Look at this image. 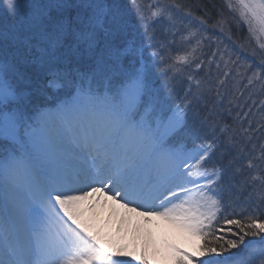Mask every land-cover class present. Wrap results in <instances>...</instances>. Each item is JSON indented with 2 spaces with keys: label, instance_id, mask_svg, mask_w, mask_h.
Masks as SVG:
<instances>
[{
  "label": "snow or ice",
  "instance_id": "6c2138e0",
  "mask_svg": "<svg viewBox=\"0 0 264 264\" xmlns=\"http://www.w3.org/2000/svg\"><path fill=\"white\" fill-rule=\"evenodd\" d=\"M187 7L0 0L13 21L0 25V264H149L86 216L101 196L199 238L206 258L169 246L175 264H264V0H224L255 41L243 63L223 11L196 17L191 52L166 55L149 29ZM178 65L209 71L178 90ZM230 83L239 130L199 108Z\"/></svg>",
  "mask_w": 264,
  "mask_h": 264
},
{
  "label": "trees",
  "instance_id": "16d2710c",
  "mask_svg": "<svg viewBox=\"0 0 264 264\" xmlns=\"http://www.w3.org/2000/svg\"><path fill=\"white\" fill-rule=\"evenodd\" d=\"M166 1H168V3L171 5L173 4V0H166ZM176 2L183 4V5H187L188 7L184 11H180L179 9H172L174 18H177L175 16L180 15L181 18L187 17V19L179 20L177 23L175 22V25H173L172 22H166L164 24L162 23L160 25L155 23L152 25L149 31L152 32L154 29L156 40H159L158 38L160 39L165 38L167 35L174 37L175 40L173 42L181 41V46L186 47V53H188V52H191L190 50L192 48V45L195 44V41L192 40V43L189 44L186 41L182 40L181 37L187 36L188 32L196 30V27L198 25V21L196 20V17L203 15L204 11L209 12L211 16V22H215V20L219 19L220 17L218 13H219V9L222 7V4L219 0H176ZM189 9L193 13L192 16H187V12ZM145 12L147 14L146 9H145ZM12 22L13 21L11 17H5L4 19L0 20V25L7 26V25H10ZM186 25L188 27H185ZM230 27H231L230 35L232 36V40L235 42V46L233 47V45L229 42V47L233 48V50L238 55H241L242 63L244 61L251 62L253 60V57L251 56V51L250 50L247 52L242 51L240 49V45L243 44L245 45V47H248L249 44H251V46L254 47L255 44L252 42V40L249 41L248 34L245 32V29L243 28V26L238 27V26H235L234 23H230ZM177 29L180 32H177L175 35H173L172 31H177ZM215 32L219 33V29H215ZM206 35H211V32L206 33ZM220 38L225 39L224 36H221ZM205 43L207 44L208 42L206 41ZM211 43H212V50H215V47H216L215 38H213ZM205 50L207 51L208 49L205 48ZM168 56L175 57L172 53ZM191 69H195L194 65L191 66ZM240 70L241 72H243L244 68H241ZM208 71L209 70L207 68L203 70H196V72H199L196 78L197 79L206 78L205 74L208 73ZM178 75L179 74H177L176 77H178ZM215 75H216L215 67L213 66V69L211 72L212 79L209 81V85H208L209 87H211L212 83H214ZM243 83H246V81H244ZM241 89L244 90L243 87H241ZM233 91L234 89L232 88L231 83L228 86L227 93H225L223 89L221 90L222 95H224L225 97L223 102H221L216 97L215 91L208 93L206 97L203 98L199 103V108L201 109V118L207 116L210 122L216 123L220 127H229V128H235L239 130L240 121L243 120L244 117L240 116L238 118L237 113L240 112V108L237 107L236 104L234 103L229 104V101L232 99ZM181 95H182V92H181ZM235 95L239 96V93L237 92L235 93ZM244 111H247V109L245 108ZM253 111H256L255 107H253ZM247 126H248L247 123H245L244 127L247 128ZM237 138L240 139L241 144H243V133L242 132H239V136ZM242 179H243L242 176L238 177V180H242ZM217 235H223V234L218 232ZM225 238L227 239L231 237L226 236ZM246 239H251V237L246 238Z\"/></svg>",
  "mask_w": 264,
  "mask_h": 264
},
{
  "label": "bare ground",
  "instance_id": "6f19581e",
  "mask_svg": "<svg viewBox=\"0 0 264 264\" xmlns=\"http://www.w3.org/2000/svg\"><path fill=\"white\" fill-rule=\"evenodd\" d=\"M86 216L92 220L105 239L124 245L130 244L127 251L134 256L138 253L144 254L145 251L153 258L166 261L172 258L169 246H176L189 252L185 250L180 238L174 237L167 229H161L164 222L175 226L171 222L155 216L145 217L139 214V210L137 212L119 210L106 197H99V203L94 209L87 211ZM192 249L190 246L189 250ZM129 259L134 264L135 259L131 257Z\"/></svg>",
  "mask_w": 264,
  "mask_h": 264
},
{
  "label": "rangeland",
  "instance_id": "374dc122",
  "mask_svg": "<svg viewBox=\"0 0 264 264\" xmlns=\"http://www.w3.org/2000/svg\"><path fill=\"white\" fill-rule=\"evenodd\" d=\"M219 1L222 4V7L219 9V12L220 11H223L225 17L228 18V20H229L230 23H234L235 26L242 27L243 25H238L234 20H232L231 14L228 12L227 8L224 7V0H219ZM140 2L142 4H147V3H150V2L151 3H156V0H141ZM175 17H177V18H175V22L176 23L179 20L185 19V18H181L180 15H177ZM166 22H172V21H169L167 19V17L165 16L159 22H157V24L160 25V24H162V23L164 24ZM243 28L245 29V32L248 34L247 27L246 26H243ZM172 32H173V35H175L177 32H180V31L177 29V31H172ZM158 39L159 40H157V41L164 43L165 49H166V52H165L166 55H170L171 53L174 56H176V55H185L186 54V47H182L181 46V41L173 42L175 40L174 37L167 35L165 38H162V39L158 38ZM168 40H169V42H168ZM252 42L255 44V41L254 40H252ZM157 46H159V45H157ZM180 67H184V73L179 74L178 77H176V79L173 81V84L175 85V87L178 90L181 89V88H186L188 86L187 85V79H186V73L189 72V71L196 72V69H191V67H187V66H180ZM241 91H243V90L241 89ZM182 95H183V92H182ZM161 225H162L161 226L162 227L161 229H164V230L167 229V230H169V232L174 237L177 236L178 238H180L182 240V244L185 246V250L189 249L190 246L193 247V249L190 250L191 252L189 254L193 253V255L192 254L191 255L193 257H197L198 259H204L205 258V257H200L199 256V247H198V245L201 243V241L199 240V238L192 237L189 234H187L185 231L177 228L176 226L169 225L168 223H165L164 222ZM251 239H253V238H251ZM159 240L163 243V241L161 239H159ZM129 246H130V244H127V249H128ZM140 255H141V253H138V254H136V257H139ZM144 255L147 258L149 264H175V261L172 258L169 259V260H166V261H164L162 259L159 260L156 257L153 258L148 252H145V251H144ZM127 259H129V257ZM134 264H139L138 260H135L134 261Z\"/></svg>",
  "mask_w": 264,
  "mask_h": 264
},
{
  "label": "flooded vegetation",
  "instance_id": "af4514ba",
  "mask_svg": "<svg viewBox=\"0 0 264 264\" xmlns=\"http://www.w3.org/2000/svg\"><path fill=\"white\" fill-rule=\"evenodd\" d=\"M159 2L162 4H168V3L163 2V0H159ZM168 5H170V4H168Z\"/></svg>",
  "mask_w": 264,
  "mask_h": 264
}]
</instances>
